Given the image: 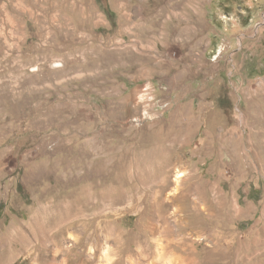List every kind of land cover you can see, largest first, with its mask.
<instances>
[{"label":"rangeland","instance_id":"rangeland-1","mask_svg":"<svg viewBox=\"0 0 264 264\" xmlns=\"http://www.w3.org/2000/svg\"><path fill=\"white\" fill-rule=\"evenodd\" d=\"M82 195L11 264H264V0H0V237Z\"/></svg>","mask_w":264,"mask_h":264},{"label":"bare ground","instance_id":"bare-ground-1","mask_svg":"<svg viewBox=\"0 0 264 264\" xmlns=\"http://www.w3.org/2000/svg\"><path fill=\"white\" fill-rule=\"evenodd\" d=\"M182 175L183 174L178 173L176 179L180 181ZM84 192H85V190H84ZM89 192L95 196L97 195L96 197L100 196V198L103 200L104 199L106 200L107 197H111L114 194V195H116L115 201L121 199V197H122L121 194L123 193L122 191H120L119 189H116V188H109L103 192H97V194L94 193L95 191L92 192L89 190ZM86 198H87V196L82 195L79 199L80 202H79V200H76L74 203L68 202V203H63V204H59V205H56L54 207H51V208H49L50 211L47 210V211H49V215L47 216V218H44V219H39L37 216L33 215L31 217V228L28 227L29 228L28 229L24 224H20L21 226L19 225L20 229H18L17 233H14L13 231H9L4 236H1L0 237V264H11L12 260L15 257H17L20 249H23V250L27 249L33 239L34 240L37 239L38 242L40 241V243L43 244L44 248H48V245H47L48 242L47 241L50 239L54 240L53 242L57 245V247H60V246L62 247L65 243L66 234L68 233V231L72 230L76 226L77 223H79V222L83 223L85 220V219H82L83 216L79 217V213H80L79 211H78L79 213L73 214V213H71V210L73 208H76L77 210L80 209V211H83L84 206L82 207L81 204L79 205V203H82L84 201V199L87 200ZM50 214H52V215H50ZM100 216H101L100 214L94 213L93 218L91 219V222L86 223L87 226L88 227L91 226V223L93 221H95V219L100 217ZM48 219H49V221L47 223ZM53 223L54 224L64 223L63 227L68 226L67 231L64 232V234L60 235L59 237H56L55 236V232H56L55 227L56 226L54 227L52 225ZM100 223H101V221H99V224ZM104 224H105L106 234H105L103 239L106 242H108L109 238L111 239L110 236L112 235V232H115L116 230L113 229L111 224L107 223V221H105ZM17 228H19V227H17ZM69 236L73 238L74 243L71 245H67L66 248L64 247V250H59L56 248L54 251L51 252L52 253L51 255L46 253L47 257L44 258V260H46L47 264H71V259H73L72 256H76L77 258H80L83 260L85 259L84 250H81V249L77 250V248L79 247L80 243L83 240L82 239L83 236L82 235L81 236L80 235H74L72 233ZM119 236H121V235H119ZM100 238L101 237H99V235H98L97 237L94 238V240L99 242L101 240ZM91 239H92V236L89 237V240H91ZM55 244H54V246H56ZM98 244H100V243H98ZM103 246H104V256L106 259H109L110 257L108 256L109 255L108 253L110 251V248H109L110 246L107 245L106 243ZM62 251H64L65 253ZM91 252L93 254H94V252H96L94 250V247H91ZM61 254H62V256H60ZM177 257L179 259L182 258V256H180V255H177ZM1 262H4V263H1ZM108 262H109V260H108Z\"/></svg>","mask_w":264,"mask_h":264}]
</instances>
